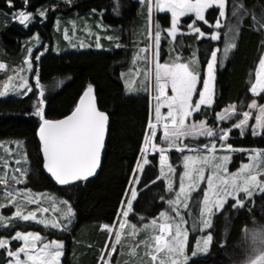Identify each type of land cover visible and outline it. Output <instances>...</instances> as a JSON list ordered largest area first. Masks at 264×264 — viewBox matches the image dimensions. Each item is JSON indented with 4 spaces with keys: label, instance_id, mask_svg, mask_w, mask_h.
I'll return each instance as SVG.
<instances>
[{
    "label": "trees",
    "instance_id": "1",
    "mask_svg": "<svg viewBox=\"0 0 264 264\" xmlns=\"http://www.w3.org/2000/svg\"><path fill=\"white\" fill-rule=\"evenodd\" d=\"M13 3L14 7L10 8L6 0H0V64L5 66L0 70V84L13 70L23 67L32 46L30 41L35 39L40 59L36 60L35 53L30 57L32 74L43 88L41 99L44 100L45 119L57 120L67 116L91 85L99 109L108 115L109 128L98 174L60 187L42 170L43 161L36 136L42 121L33 115L38 90L41 89L33 87L27 95L0 97V142H23L28 174L24 176L22 187L52 194L67 202L72 209V220L66 230L44 229L39 224L24 222L14 224L10 231L0 230V238H10L17 230L38 233L63 243L61 264H99L108 245V231L103 226H113L118 217L149 121L148 92L141 90L134 95H126L120 78L129 66L134 49L144 44L142 39L147 30L148 8L136 0H70V3L68 0H28L27 11L35 18L28 27H23L13 21V13L24 8L23 0H13ZM243 3L250 12H255L258 21L264 23V0H243ZM45 10L46 16L38 15ZM218 11L212 8L205 12L210 24H215ZM230 12L229 8L228 17L223 20L224 26L217 31L220 33L217 41L207 36L199 38L197 34H178L175 44L181 42L183 54L177 57V61L188 62L195 54L199 62L195 70L203 75L210 50L218 49L220 54L228 41L225 35L229 33L228 26L236 23ZM157 17L164 20L163 29H168L169 15L158 14ZM190 22H193L190 16L183 19L181 29L184 30V25ZM196 26L206 34L216 31L201 21H197ZM86 28L92 33L87 34ZM163 34L162 52L166 56L172 53V41L166 39L165 32ZM230 35L235 47L229 51L224 63L217 64L215 68L213 105L202 106L194 116V119L205 120L212 126L217 124L214 113L230 105L246 111L245 105L254 99L259 104L264 103V93L254 98L250 92L255 69L264 50V27L254 23L250 14ZM96 36L102 40L101 50L88 48ZM219 127L227 128L228 124L222 122ZM227 144L235 149L264 150V135L252 137L247 133L240 138L233 131ZM173 157L171 154L170 160ZM148 161L139 179L140 192L130 219L144 217L153 220L167 209L168 192L164 181L159 178L157 157L150 156ZM245 161L244 153L233 155L229 170H236ZM196 198L192 201L195 202ZM192 201L191 208L197 213L199 209ZM233 203L228 201L224 209L214 215L212 227L208 230L213 242L207 253L191 258L188 264H239L243 260L245 232L264 225V194L254 195L244 208L234 209ZM194 239L195 236L190 235V248ZM17 245L11 242L12 248ZM7 259L6 254L0 252V264H6Z\"/></svg>",
    "mask_w": 264,
    "mask_h": 264
},
{
    "label": "snow or ice",
    "instance_id": "2",
    "mask_svg": "<svg viewBox=\"0 0 264 264\" xmlns=\"http://www.w3.org/2000/svg\"><path fill=\"white\" fill-rule=\"evenodd\" d=\"M10 8L14 7L13 0H6ZM70 3V0H68ZM147 6L149 11V38L154 40L156 49L155 56H159V46L162 39V32L166 31L167 35L175 40L180 25V18L188 14H194L195 20L188 24L187 27L198 37L207 36L210 40L216 41L220 38V33L213 31L211 34H206L200 27L196 26L197 21H202L209 27L220 29L223 25V20L228 17V9H231L230 16L236 21L235 24H230L229 33H225L228 41L224 48V55L227 56L229 51L235 47L233 36L240 21L252 15L254 23H260L264 27V23L256 19L254 11L250 12L243 3V0H140ZM25 9L28 5V0H23ZM216 8L218 16L215 24H210L205 18V10ZM25 9L13 13V19L19 21L20 24L28 27L30 22L34 20V14L27 12ZM154 10L164 12L167 10L171 13V26L168 29H162L160 25L151 24V13ZM95 11V9L93 10ZM38 15L44 17L47 15V10L38 12ZM264 15V14H262ZM155 31H152V28ZM38 39V37H37ZM47 50V49H46ZM30 53L32 49L28 50ZM148 52V47L140 50ZM43 55V53H41ZM195 56V54H193ZM144 59L146 64H151L149 57H140ZM40 57L37 56L36 60ZM135 62V61H134ZM199 62L193 59L188 63L172 62L160 63L157 59L154 65V89L151 84L145 87L146 92L154 91V119L152 110H150L149 121L145 131L144 145L141 148L142 155L148 152V145L151 144L153 153L160 154V161L167 164L168 158L165 155L166 151L170 150L173 144L177 145V150L184 152L185 150L192 155L183 156L184 171L178 174L179 188L178 190L169 187L168 191L172 193V197L166 202L168 211L159 213V218L164 222L158 223L157 219L151 221V225L145 224L144 231H148L151 227L153 232L158 231V234L152 235L149 239L140 241L130 246L129 255L137 256V249L141 245L144 246V256L140 257V264H188L189 256L187 254L189 231L183 225L187 223L186 213L183 209H191L189 200H194L200 191H203L202 204H197L199 211L193 214L192 227L197 231H205L212 227V216L219 213L225 207L229 199L233 200L232 207L234 209L244 208L246 203L250 201L256 194H264V171H261L258 164L264 165V150H247L235 149L231 144H219V149L226 152H248V159L251 163H243L237 172H230L227 168L229 155L217 156L218 141L226 142L229 139V134L233 129H239L241 136H244L246 131L250 130L253 137L264 135V105H260L257 100H252L251 103L245 105L249 109H259L258 114L249 111H240L236 105L226 107L222 112L214 113L217 117L215 126L208 125L206 121L193 122L191 118L194 113L201 111L202 106L212 107L214 89L213 81L215 80V68L222 60L218 59L217 50H210V59L206 62V75H202L200 71L193 68V64ZM25 64L29 69L32 68V63L29 59L25 60ZM4 65L0 64V68ZM137 71H139L137 69ZM145 80H149L151 76V68L146 67L144 70ZM13 78L9 77V81ZM202 81V90L197 89V83ZM10 84H4V91H0V97L7 94ZM35 87L41 89L40 96H43V88L37 80ZM21 89H25L22 93L27 95L33 91L32 87L27 86V83L20 85ZM171 89L169 96L166 89ZM251 92L259 96L264 93V59L259 61V70L256 72V82L251 86ZM198 93V100H194L193 96ZM44 100L39 99L34 104L33 115L38 116L42 123L39 127V139L42 144V153L44 158V169L55 179L60 185H68L71 182L86 180L92 176L101 162L102 150L105 148L106 127L108 124V116L97 109L93 97V88L88 86L87 90L80 97L79 103L75 109L67 117L60 120H48L44 117ZM167 108V115L163 116L161 109ZM242 116L238 122L234 123L228 129L219 127V124L224 121H230L235 116ZM254 119V124H249V118ZM163 121V136L162 143L168 145V148L158 146L153 143V139L157 137V127ZM197 137L210 138L208 143L191 147L188 144L182 143V138ZM19 146V145H18ZM203 149V151H201ZM26 159V157H25ZM14 163L17 165L21 161L17 160ZM149 163L148 159H143L141 164L137 163V168L142 172L144 165ZM8 161L0 159V166H7ZM205 168L209 173L205 174ZM20 176L28 174L27 168L16 167L14 169ZM135 171V170H134ZM175 171L169 166V173ZM168 173L161 169V177H166ZM20 176H12L11 180L0 176V183L8 189L3 197L6 203H0V209L5 207H13L16 211L11 216L0 215V228H10L14 222L18 221H36L42 223L46 227L53 229L66 230L67 225L59 222L60 219H67L70 223L71 208L63 217L57 219H38L36 211H28L23 214V208L27 204L37 203L39 197H33L31 190L22 189L20 195L23 201L19 200L16 195V190L13 184H22L24 180ZM135 183H139L138 177H133ZM133 181H130L132 183ZM206 181L207 188L201 189V182ZM155 183V181H153ZM130 191L131 199L122 201L126 204V209H122V215L128 217L133 211V201L137 199L138 189L132 188L126 190V195ZM211 192V196L209 193ZM242 194V195H241ZM164 200V197H161ZM66 203V202H64ZM41 213L49 211L48 208L38 209ZM105 230L112 233V229L105 225ZM121 230H125V222H119ZM132 232L128 233L129 237H135L139 229L138 226L132 225ZM115 243L107 245L111 251L103 255L111 256L117 251V245L121 244V232L114 233ZM21 242L18 248H12L11 242ZM213 242L211 233L206 234L197 241L195 250L192 255L200 252L206 253L209 246ZM245 253L244 258L239 264H264V225L258 228L248 229L244 235ZM64 245L62 242L50 240L45 242L41 234L34 232L16 231L10 238H0V252L6 254L8 259L6 264H61V257L64 255ZM148 257V261L144 260ZM102 264H111L110 261L102 260ZM131 264V261L126 262Z\"/></svg>",
    "mask_w": 264,
    "mask_h": 264
},
{
    "label": "rangeland",
    "instance_id": "3",
    "mask_svg": "<svg viewBox=\"0 0 264 264\" xmlns=\"http://www.w3.org/2000/svg\"><path fill=\"white\" fill-rule=\"evenodd\" d=\"M136 1L140 2V0H136ZM23 9H25V5H24ZM25 10L27 11V7H26ZM206 11L207 10H205V12ZM158 14H168L169 18H170V22H171V13L168 12L167 10H165L164 12H160L158 10H154L151 13V24L153 26L158 24L163 29L164 20L163 19H159L157 17ZM188 16L192 17V19L195 20L194 14H188L187 16L181 17L180 18V25H179L178 34H196L191 29H189L187 27V25L192 23V22L185 24L184 25L185 26L184 30L181 29V25H182L183 19H185ZM13 21H16V22L19 23V21L16 20V19H13ZM149 23L150 22H149V11H148L147 30L145 32V35H144L143 39H142V41L144 40V44L142 46H141V44H139L138 47L136 49H134L133 56H132V58H131V60L129 62L128 68H126L120 74V78H121V81L123 83L124 92H125L126 95H134V94L138 93L139 91L144 90L145 87L148 86V84H151L153 89H154V75H155L154 65H155L156 60L158 59L160 63H172L174 61L178 62L177 61V57H179V56H181L183 54V50L181 49V47H182L181 42H177V44H175V40H173L172 37L168 36L167 32L164 31L165 35H166V39L169 40L170 42L172 41L171 42L172 43L171 44L172 45V48H171L172 53L170 55L168 54V55L165 56L164 53L162 52V43H163V35H164L163 34L164 32H162V39H161V43H160V46H159V56L156 57L155 56L156 49L154 47V40L149 38ZM21 26L25 27L22 24H21ZM97 26L101 27L99 24H97ZM170 26H171V23H170ZM170 26H169V28H170ZM215 30L218 31V29H215ZM152 31L153 32L155 31L154 27L152 28ZM89 32H91V30H89V28H86V33L88 34ZM95 34H97V33L95 32ZM86 38H87V36H86ZM92 42H93V45L90 44L88 46V48H90L92 50H101L102 46H100V45H102V40L100 39L99 36H96L95 38H93ZM30 43L32 44V46L29 49H32V51H31V53L28 51V55H27L28 57H26V59H29L31 61L30 57L34 53H35L36 57L39 54H38V50H37V46H38L37 45V41H35V39H34L33 41H30ZM56 44H55V47H56ZM80 45H82L84 47V44L80 43ZM173 46H175V47H173ZM225 46L220 51V54H218V59L222 60V63H218V64H221V65L224 63V60L226 58V56L224 55ZM77 47H79V49H80L79 45ZM146 47H148L150 49V51L142 53L140 50L143 49V48H146ZM176 47H179L180 49L176 48ZM216 50H217V52H219L218 49H216ZM60 51H61V49H60ZM0 52H1V49H0ZM167 53H169V52H167ZM138 54H139L140 57H144V56L149 57V59L151 60V64L150 65L146 64L145 60L142 59V58L141 59H137ZM193 59H195L197 61L195 56L192 58V60ZM260 59H264V50H263V52L261 54ZM260 59H259V61H260ZM25 60H24V65H23V67L21 69L13 70V72L9 73V75L5 78L4 82L0 84V91H4L5 90L4 89V84L5 83H9L10 84V87L7 90V94L6 95H9V94L10 95H19L18 93H22L25 89H21L20 85L22 83H25V82L27 83V86L32 87V88L33 87L36 88L35 85H36V82H37L38 79H37V77L35 75L32 74L33 63L31 61L32 68L29 69L28 65L25 64ZM192 60H189L188 62H190ZM188 62L185 61L184 63H188ZM146 67H150L151 68V76H150V79L147 80V81L145 80V75H144V70H145ZM197 67H198V64H193V68L194 69H197ZM4 69H5V66L3 68H0V70H4ZM137 69L139 71H137ZM258 70H259V62H258L257 66H256V69H255V79H254L253 84L256 82V72ZM203 75H206V66H205V69L203 71ZM9 77H12L13 79L11 81H9ZM202 88H203V83H202V81H199L197 83V89L198 90H202ZM40 91L41 90H38V92H39L38 100L41 99ZM166 92H167V94L169 96L172 94L170 88L166 89ZM250 92H251V90H250ZM154 94H155L154 91L148 92L149 111L152 110L153 122H155V119H154L155 100L153 99ZM251 94H252V96L254 98L257 97V95H255L254 93L251 92ZM198 98H199L198 97V93H195L194 96H193V99L194 100H198ZM260 105H264V103L260 104ZM167 111L168 110H167L166 107L162 108L161 109L162 115L166 116L167 115ZM222 111H220V112H222ZM246 111L258 114L259 109L258 108L257 109H249V108H247ZM196 113H194L193 117L191 118V120L193 122L205 121V120H196V119H194V116L196 115ZM215 117H216V115H215ZM216 119H217V117H216ZM239 119H242V116L238 115V116L233 117V119L230 120V121H224L223 123L228 124V127L224 128V129H228L229 127H231L232 124L238 122ZM254 123H255L254 119H252L250 117L249 118V124H254ZM233 131H236L239 134L240 138L243 137V136H241V133H240L239 129H233L231 132H233ZM231 132L229 134V139H231ZM247 133L251 135V131L250 130L246 131L245 134H247ZM162 136H163V121L158 125V127H157V137L154 138L152 142L156 143L158 146H162V147L168 148V145L162 143ZM256 137H260V136H256ZM209 139L210 138H204V137H197L195 139L182 138V143L183 144H188L191 147H196V145H203L205 143H208ZM227 141L226 142H219L218 141V150L216 152V155L217 156L229 155L230 159L227 162V168L228 169H229V166L231 164L233 155L238 154V153H244L246 161L243 162V163H251V161L248 159V152H240V151L226 152L223 149H219V144L220 143L227 144ZM143 145H144V141H143L142 147H143ZM247 150H250V149H247ZM201 151H203V149H201ZM171 154L174 155L172 160H170ZM165 155L168 158V162H167V164H163L162 165V163L160 161V154L158 152L153 153L151 144H149L148 145V152H147L146 155H142V153L140 151L139 158H138V160L136 162V165H135V168H134L135 171L132 172V175L130 177V181H133V177L134 176L138 177L140 179V176H141L142 172L137 168L138 161L142 164L143 163V159H145V158L148 159L150 156H156L158 164L160 166L159 178L161 177V169L162 168H163V171L165 173H168V175L166 177H163V178H160V179H162L164 181L165 185H166V191L168 192V199H169V198L172 197V193H170L168 191L169 187H172V188H174L176 190H178V188H179L178 174H180V173H182L184 171L183 164H182L183 156L184 155H192V153L187 151V150H185L182 153V152L177 150V145L173 144L171 146L170 150L166 151ZM0 159L8 161V165L7 166H0V176H3L5 179H7L9 181L11 180L12 176H20V174L16 173L14 171V169L16 167H20V168H25L26 167L27 161L25 159V152H24V148H23V142L22 141H18V140H7L5 142H0ZM17 160L21 161V163L18 164V165L16 163H14ZM243 163H241L236 170H234V171H230L229 170V171L233 172V173L237 172L241 168V165ZM169 166L174 168L175 171L169 173ZM144 167H145V165H144ZM257 167H259L261 169V171H264V165L258 164ZM205 174L206 175L214 174V172L213 173H209V170L207 168H205ZM20 178L24 180V176H20ZM130 181H129V185H128V190H130L132 188L138 189V184L139 183L137 184L134 181L132 183H130ZM23 184L24 183H22V184H13V188L16 190L17 198L19 200H21V201H23V197L20 195V190L27 189V188L22 187ZM206 188H207L206 181H202L201 182V189L203 190V189H206ZM7 190L8 189L4 186V184L0 183V197H3L6 194ZM27 190H30V189H27ZM139 192L140 191L138 190V194H139ZM31 194H32L33 197H37L38 196L39 199H38L37 203L27 204L26 207L23 208V210H22L23 214H27L28 211H36L38 219H57V218L63 217V215L67 212V209L71 208L67 202L64 203V201H61L59 198L55 197L52 194H48L46 192H36V191H32V190H31ZM199 195H201L200 198H199ZM199 195L196 196L197 198H196L195 202H193L194 200L193 201L189 200V204H191L190 201H192V203H194L195 205L200 204V207H203V204H202L203 191H200ZM209 195L211 196V192L209 193ZM137 197H138V195H137ZM128 199H131L130 191H128L127 195L124 198V201H126ZM228 201H233V200L229 199ZM134 202L135 201H133V204H134ZM0 203H6V200L0 198ZM42 208H48L49 211L46 212V213H41L40 211H38V209H42ZM166 208L167 209L165 211H168V204L167 203H166ZM181 208H182V212L186 213V220H187V223L184 224L183 227L188 229L189 238H190V235H194L195 236L194 242L191 245L192 247L190 248L189 243H188V248L186 250L187 254L189 256V260L191 258H195V257H198V256H204L207 252L206 253L200 252V253H198V254H196L194 256L191 253H192V251L195 250V246H196L197 241L200 240L201 237H203V236H205L206 234L209 233V231H208L209 229H206L203 232L195 230L192 227V223H193L192 217H193V214L195 213L192 210L193 207L191 209H183V207L181 205ZM122 209H126V204H122L120 206V208H119L118 217H117L115 223L113 224V226L110 227L113 230L112 233H110L108 231V245H111V244L115 243L114 233L116 231H120L121 232V241L122 242H121L120 245L116 246L117 247V251L114 252L111 256L103 255L101 257V260H100L99 264H102V260L110 261L111 264H116V263H120V262H121V264H125L126 262H129V261H131V264H140L139 258L144 256V251H145L144 246L141 245L139 247V249H137V256L136 257H132V256L129 255L130 246L134 245L136 243H139L140 241H144L146 239H149V237L152 236V235L158 234V231L153 232L151 230V227L149 228L148 231H144L143 230L144 225L147 224V225L150 226L152 220L144 218V217H133V219H130V216L133 214L132 212L129 213L128 217H124L122 215ZM15 211H16V209L13 208V207H5V208L0 209V215H4V216L8 217V216H11ZM215 214H217V213H215ZM214 215L212 216V220H213ZM156 219L158 220V223L164 222L162 219L159 218V216ZM71 220H72V209H71L70 222H71ZM24 222L25 221L14 222L13 225L16 224V223H24ZM27 222H33V223L39 224L44 229H53L51 227H46L42 223H37L36 221H27ZM59 222L62 223V224L69 225V221L67 219H60ZM119 222H125V230H121L120 229ZM132 225L138 226L140 230H138L136 232L135 237H131L130 238L128 233L132 232V230H133L132 227H131ZM13 227L14 226H12L10 228H7V229L0 228V230L10 231ZM258 227H260V226H258ZM258 227H256V228H258ZM57 230H61V229H57ZM17 231H20V230H17ZM15 232L12 233V236L15 234ZM42 237H44L45 242L52 240V239H49L48 237L43 236V235H42ZM14 242H16L18 244L17 247H15V248H18V247L21 246V242H18V241H14ZM188 242H189V240H188ZM109 251H111V248L110 247H106L104 253H108ZM148 259H149L148 257H144L145 261H148Z\"/></svg>",
    "mask_w": 264,
    "mask_h": 264
},
{
    "label": "water",
    "instance_id": "4",
    "mask_svg": "<svg viewBox=\"0 0 264 264\" xmlns=\"http://www.w3.org/2000/svg\"><path fill=\"white\" fill-rule=\"evenodd\" d=\"M84 92H85V91H84ZM82 95H83V94H82ZM82 95H81V96H82ZM81 96H80V97H81ZM93 97H94V101H95V103H96L97 109H98L99 111H102V110H100L99 107H98L97 99H96V97H95L94 92H93ZM79 100H80V98L78 99L77 104L79 103ZM77 104H76V105H77ZM75 107H76V106H75ZM74 109H75V108H74ZM74 109H73V110H74ZM73 110H72V111H73ZM102 112H104V111H102ZM104 113L107 115L106 112H104ZM70 114H71V113H69L68 115H70ZM68 115H67V116H68ZM67 116H65V117H67ZM107 116H108V115H107ZM65 117H63V118H65ZM63 118H60V119H63ZM60 119H57V120H60ZM52 121H55V120H52ZM108 128H109V119H108V124H107V127H106L105 148L102 150L100 165L97 167L96 172H95L92 176L88 177L87 179H90V178H93L94 176H96V175L98 174L100 168H101L102 160H103V157H104V153H105V149H106V145H107V140H108ZM36 136H37V140H38V142H39V146H40V155H41V158H42V161H43V164H44L45 161H44L43 153H42V144H41V141H40V139H39V129H38V131H37ZM42 170H43L44 175H45L50 181H52L55 185H57V186L63 187V186H68V185H71V184L77 182V181H74V182H71V183L68 184V185H60V184H58V183L55 181V179L51 176V174L48 173L46 169H44L43 166H42Z\"/></svg>",
    "mask_w": 264,
    "mask_h": 264
}]
</instances>
